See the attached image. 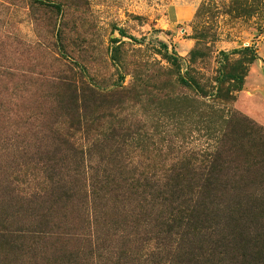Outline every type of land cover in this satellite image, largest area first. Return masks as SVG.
Here are the masks:
<instances>
[{"label": "rangeland", "instance_id": "374dc122", "mask_svg": "<svg viewBox=\"0 0 264 264\" xmlns=\"http://www.w3.org/2000/svg\"><path fill=\"white\" fill-rule=\"evenodd\" d=\"M244 48H253L257 58L230 105L198 99L193 91L171 81L189 73L201 83L203 93L210 92L222 54L237 59L240 55L232 53ZM115 52L117 61L112 59ZM167 54L179 57L181 69L171 66ZM73 73L101 90L134 83L141 92L142 97L107 112L113 117L96 131L104 132L108 125L146 141L154 136L151 147H212L220 127L218 115L217 130L205 117L212 108L233 109L264 127V0H0V183L9 179L24 194L39 188L37 162L46 157L38 152L26 155L23 149L45 146L35 133L50 128L54 120L50 108L57 98L47 81ZM16 150L19 155L13 157ZM13 197L20 200L16 193ZM13 206L5 216L13 217L21 209L19 204ZM73 206L56 218L52 228L43 229L58 228L64 238L76 235L73 219L80 212ZM25 207L20 210L24 216L11 218L5 228L40 230L29 217L35 218L38 206ZM227 216L217 212L196 260L189 263L184 257L186 245L172 264H233L236 252L231 249L233 231ZM126 218L118 231L102 230L100 252L93 254L104 257L100 263L147 264ZM68 243L73 252L81 248V256L65 253L64 257L62 250L56 264L93 262L88 241ZM151 261L167 264L166 259Z\"/></svg>", "mask_w": 264, "mask_h": 264}, {"label": "trees", "instance_id": "16d2710c", "mask_svg": "<svg viewBox=\"0 0 264 264\" xmlns=\"http://www.w3.org/2000/svg\"><path fill=\"white\" fill-rule=\"evenodd\" d=\"M232 54L240 57L222 54L210 92L203 93L201 83L189 73L171 81L193 91L198 99L230 105L243 90L249 66L257 58L253 48ZM166 56L173 68L181 69L179 57ZM112 59L118 60L116 52ZM51 78L47 82L57 92L50 108L54 120L48 130L41 127L35 133L45 146L36 147V151L23 149L26 155L38 152L46 157L37 162L39 188L24 194L13 188L9 179L0 183V264H56L62 250L64 257L65 253L80 257L83 251L73 252L69 240L88 241L91 264H102L104 257L93 255L97 249L100 252L102 230L111 227L118 231L124 215L147 264L152 259L172 264L175 261L171 259L181 255L186 245L184 257L190 263L203 251L206 231L217 212L227 214V225L232 227L233 264H264L263 126L233 109L212 108L205 117L216 130L217 115L220 121L214 145L174 147L175 153L172 147H151L154 136L148 142L108 125L104 132L96 131L113 117L107 112L141 96L136 84L101 90L76 73ZM19 152L12 151V156ZM15 193L20 200L13 197ZM14 203L20 210L30 204L38 206L35 218L29 217L40 230L5 228L13 218L24 216L20 210L13 217L5 216L15 208ZM70 204L80 212L73 219L76 235L64 238L58 228L43 229L52 228Z\"/></svg>", "mask_w": 264, "mask_h": 264}, {"label": "built area", "instance_id": "2783aa9c", "mask_svg": "<svg viewBox=\"0 0 264 264\" xmlns=\"http://www.w3.org/2000/svg\"><path fill=\"white\" fill-rule=\"evenodd\" d=\"M249 46V45H248Z\"/></svg>", "mask_w": 264, "mask_h": 264}]
</instances>
